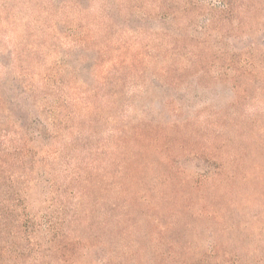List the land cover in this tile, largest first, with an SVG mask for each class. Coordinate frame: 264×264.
<instances>
[{"label":"rangeland","instance_id":"1","mask_svg":"<svg viewBox=\"0 0 264 264\" xmlns=\"http://www.w3.org/2000/svg\"><path fill=\"white\" fill-rule=\"evenodd\" d=\"M0 264H264V0H0Z\"/></svg>","mask_w":264,"mask_h":264}]
</instances>
